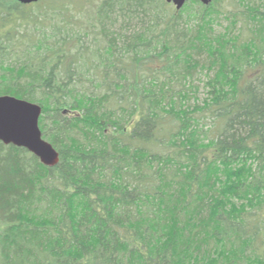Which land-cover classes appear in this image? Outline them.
Instances as JSON below:
<instances>
[{"label":"trees","instance_id":"1","mask_svg":"<svg viewBox=\"0 0 264 264\" xmlns=\"http://www.w3.org/2000/svg\"><path fill=\"white\" fill-rule=\"evenodd\" d=\"M0 95V264H264V0H0Z\"/></svg>","mask_w":264,"mask_h":264},{"label":"water","instance_id":"2","mask_svg":"<svg viewBox=\"0 0 264 264\" xmlns=\"http://www.w3.org/2000/svg\"><path fill=\"white\" fill-rule=\"evenodd\" d=\"M42 0H19L22 5H31ZM191 0H167L180 11ZM209 6L214 0H197ZM42 107L13 96L0 95V141L5 145L24 148L35 155L42 164L54 167L60 156L55 148L43 138L40 129Z\"/></svg>","mask_w":264,"mask_h":264},{"label":"rangeland","instance_id":"3","mask_svg":"<svg viewBox=\"0 0 264 264\" xmlns=\"http://www.w3.org/2000/svg\"><path fill=\"white\" fill-rule=\"evenodd\" d=\"M231 6H234L235 3L231 2L230 3ZM228 26V22L222 18L218 21V23L215 25V30L216 32H224L225 28ZM239 26V25H238ZM207 77H206V73H203L201 71H198L193 78L192 81V86L195 89V94L197 99L199 100H203L205 98V90H204V82L206 81Z\"/></svg>","mask_w":264,"mask_h":264}]
</instances>
